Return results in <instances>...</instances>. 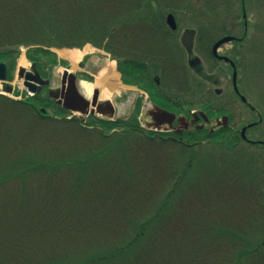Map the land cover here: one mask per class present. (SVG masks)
<instances>
[{
  "label": "rangeland",
  "instance_id": "rangeland-1",
  "mask_svg": "<svg viewBox=\"0 0 264 264\" xmlns=\"http://www.w3.org/2000/svg\"><path fill=\"white\" fill-rule=\"evenodd\" d=\"M204 1L206 0H155L156 3H161L159 7V10L161 11H159L154 17L164 23L165 15L168 11H173L175 14L178 29L177 32L173 34V37L180 48V52H182L184 56V77L186 66V74L188 75L189 80L197 83V86L195 85L197 88L196 91L200 95H203L205 100H207L200 105L195 101L197 104L194 105H198L200 109H203L210 114L211 117L228 113L231 115L230 124L234 128H240L250 121L257 120L258 117L255 112L248 110L239 99L235 100L231 95L230 88L228 87L229 81L226 79L227 67L224 64L212 61L207 55H204L202 56V69L200 72L190 68V66L185 63V50L181 47L180 35L184 29L201 28L206 23L205 19H211L213 25L208 28H210L209 31L213 33L215 32L214 34L220 35L225 31H231L232 34L241 36L244 32L242 2L241 0H210L211 5H214L217 9V12L214 14V12L207 10L205 6H203ZM244 3L248 21L247 36L242 43H227L225 47H227L226 51L231 50L237 57L240 67L239 86L241 91L262 114L261 123L256 127L251 128L247 132V135L252 139L264 140V0H244ZM10 30L12 31V28H10ZM210 36L211 35H209V38H212ZM83 47L84 49L81 48V50L91 52L89 55L90 58L99 62L103 69H106L107 66H111L112 61H115L111 58L109 52L98 48L91 43H86ZM197 47V44H195L194 51L199 53L197 52ZM18 50L19 51L15 57H11V55L8 59H4L5 55L0 57V61L7 63L10 68L9 76H11L9 77V84L13 86V92L8 93L0 84V92H5L6 94L4 93V97H9L8 99L24 103H26L25 101H29L34 105H31L32 110L27 108V111L19 109L10 112V110L0 108V222L3 221V214L8 215V218L6 217L7 221L3 222L11 224L9 227L4 225L5 236L9 234L10 241L12 239V226L15 216L24 212L20 209V197L19 201L14 199V197H17V193L20 194L19 190L16 195L13 196L14 189H16V186L22 188V191L28 189L25 184L29 183L31 180L32 182H30L28 186L30 187L31 185L34 187V190L36 189V194H39L40 189L44 186V184L40 183L51 180L53 182L50 184L54 188L57 177L68 176L77 190L74 192L70 186H67L69 181L64 179L61 187L65 191V194H63L64 202H67L68 204L72 203L68 197L69 194L72 197L78 196L79 198H82L86 190H91L94 192V195L97 194V191H101L108 199H111L112 196L120 190L119 194H122L123 200L119 201L118 205L121 209H116L117 212L112 211V213H110L111 216H115L116 213L119 212L118 218L109 222H106L105 219V221L98 219L94 224L100 226L98 227L99 229H96L98 236L94 241L102 242L105 238L111 240L115 237V232H120L123 227L126 228L125 225L127 224L130 225L125 235L129 236L131 234V223H137L135 218L136 215L139 216L140 211H142V214L140 215L143 216V210L137 202L138 195H149L150 200H155L150 209H152L154 205L155 207L153 209L161 206L166 200V196H168L167 200L169 202L167 204V209L169 210L170 207L179 205L177 201H179L181 205H184V209L185 207L187 208L186 210H188V212H186L188 214L201 213L199 211H206L207 208L210 211H208V222L205 227L210 232L213 225L217 226V223L221 222V217L214 214L219 207L223 205V203L217 202V199L221 198L227 203V198L223 195L225 192L223 193L222 191H224V184L226 185L228 182L222 184L223 182H221L222 180L220 179V176L223 179H226L228 176H240L238 183L251 187L247 188L245 193H239L240 196L234 201L236 203H231L232 201L228 202L227 204H231L233 207L228 210V207L226 206L227 209H223L222 213L227 214L228 211L227 215L230 217L227 219L228 224L231 223L234 226H241V223H246L243 228L246 227L248 229L247 232L249 233H246L248 240H252L254 245L258 243L260 245L263 244L264 236L256 233V230L252 227V225L255 224L254 222L256 219L251 217V220H249V216L246 222L240 217L243 214H251V207L252 210L257 211L253 202L257 196H264V183L261 184L260 180L261 176H264V174L256 173L255 182L253 183V177L248 174L246 169L251 162L249 157H253L260 167H264V148L260 146H252L244 143L243 145L238 146V148L234 147L232 149V147L220 146L215 143V139H212V141L197 146H182L162 142H160L162 144H159L155 142L153 147L152 145H147V147L145 144H142L138 146L140 147L138 148L135 146L131 147L128 145V142L121 141L107 149L106 155L102 157L100 156L101 159L95 161V163L91 164L94 161L91 162V160H89L86 165H83L80 171H78V167L72 170L73 168L64 165V167L54 173L45 172V168H39L40 171H34L32 174L23 173V168L29 163L44 164L42 162L47 160L54 161V159L57 160L58 157L63 156L67 152L69 154L72 153L75 157L80 156V158H82V154H87L84 150L88 146L90 147L89 152L99 149L97 148L98 146L94 145V143H96L94 142V139H98V136H93V141L91 136V140L88 142L89 144H87L81 135L76 134L77 130L75 128L73 131L66 128V123L68 121L51 117L57 116L52 102L50 106H47L41 101H33L31 95L25 90L22 81H18L16 77H13V72L18 65L27 66L31 62H35L37 66H42L44 69L48 66L50 74H57L59 73L58 69L65 66L63 64V57L69 53V50H65V48L50 47L49 50L55 53L54 56L43 51L31 50L28 46H20ZM22 57L23 61L21 62L20 59ZM114 66H116V61L114 62ZM136 71L138 70L136 69ZM136 71H132V75L136 76ZM214 77L220 79L217 85L209 80ZM83 79L92 83L95 81L94 78L83 77ZM108 80L110 79L108 78L106 81L107 86L109 85ZM52 85H55V78L52 80ZM215 87L222 88L223 93L221 95L216 94L214 92ZM136 89V80L131 82L127 79V101L123 105H117L115 118H118L121 114L128 113V108L131 106V99L136 94ZM194 95L195 94H192L191 96ZM42 106L46 108L47 111L45 114L49 116L43 120L36 117L38 116L39 108ZM16 114L19 116L18 119L15 118ZM131 116L134 117L135 114L132 113ZM75 123L78 124L79 122L75 121ZM81 124L89 130L96 128L109 134L112 132H134L131 127H129V123L125 125L120 123L119 126H110L108 123H103L101 120L93 119L92 117H89L86 122L80 121V125ZM79 133L83 134L82 132ZM17 135H21L20 139H17ZM89 135L91 134H88V136ZM131 136H133V134H129L127 137ZM216 136L217 135H215V137ZM205 138L206 135L202 133L199 134L198 137L196 136V139L202 140ZM132 139L133 141H136L134 136ZM106 143L107 142L102 144L106 145ZM62 152H64V154H62ZM16 172L20 174L14 176V173ZM24 176L30 177L25 180V178H23ZM48 176L54 177L50 179ZM78 176H85L84 185L79 186L77 183ZM129 176L131 177L129 178ZM139 176L146 177L140 178ZM148 176H152L154 180V182L151 181V183H153L151 187L148 185L150 182ZM154 176L159 177L154 179ZM164 176H172V178L170 181H167L164 179ZM178 176H184V178L177 182L176 178ZM131 178L133 179L132 182L130 181ZM21 179L24 180L22 181ZM134 179L137 180L139 184H134ZM133 187H137V190ZM205 196L212 197V199L204 205L202 199ZM24 199H30L32 201V203L31 201L29 202L32 209L26 211V216L29 214L30 217L31 214H34L37 211V209H34L36 207L35 196L33 199L32 196H25ZM199 203H201L200 206ZM98 205L103 211L110 207H114L110 200L105 199ZM61 206L62 205H60V207ZM128 206L132 208H128ZM83 207L85 206L82 205L79 207L77 205L75 209L79 211V209ZM197 207L199 209H197ZM46 208L48 209V206ZM46 208L43 212L48 211ZM92 208L93 207L90 204L89 210ZM240 209L244 211L240 212ZM64 210L70 215H73L76 211L68 210L65 207ZM86 211L87 210L84 209V213ZM263 212L264 211L262 210L261 213ZM93 214L94 213L92 212L91 215ZM144 215L146 216L145 213ZM46 216L47 215H45V217ZM11 217L12 219H10ZM128 217L131 222L128 221ZM42 219L44 221L47 220L44 218ZM260 220L259 224L263 225L264 228V218L260 217ZM183 224L184 221L179 226H182ZM125 228H123V231ZM1 229H3V224L1 225L0 223V230ZM53 239L55 240L53 243H56L57 236L53 235ZM66 239L69 241V244H75L72 247H68V249L73 252H80V258H84L86 255L89 256L94 253L105 252L103 246L94 248L97 242L94 245H91V247H93L91 250V248L86 249L85 247H82L84 243H81V237H78L77 239L74 237ZM218 243H220V241ZM78 246H80V248L82 247V249L76 251L75 249H78ZM38 250L39 249L35 247V253H37ZM46 250L49 255L45 257L48 259L63 253L59 245L51 246L50 241H47ZM255 257L256 259L248 258L250 263L254 261L253 264H255L256 261L259 260L261 264H264V262H261L264 259V247H260ZM69 258L71 260L73 259L70 254Z\"/></svg>",
  "mask_w": 264,
  "mask_h": 264
},
{
  "label": "trees",
  "instance_id": "trees-1",
  "mask_svg": "<svg viewBox=\"0 0 264 264\" xmlns=\"http://www.w3.org/2000/svg\"><path fill=\"white\" fill-rule=\"evenodd\" d=\"M160 5L161 3H156L155 0H0V57L2 55H5L4 59L10 58V55L15 57L20 46H28L31 50L43 51L54 56L55 53L49 50L50 47H81L84 43L91 42L110 52L112 57L118 60V68L123 72L125 79L134 82L138 72L141 69L143 72L145 71L142 58L146 60L156 55L179 54V51L173 48L169 52V49L158 41L163 36L160 31L166 28L162 21L154 17L161 11L159 10ZM203 6L207 10L217 12L210 0L204 1ZM161 59H166V57H161ZM163 63H165L164 66L169 65L170 61L167 58ZM132 71L137 72L136 76L132 75ZM23 103L0 95L1 109L10 110V112L19 109L32 110L31 104ZM36 117L41 118V120L46 118L39 114ZM15 118L18 119L19 116L16 114ZM65 121H68L66 128L71 131L75 128L76 134L81 135L87 144H89L91 136L92 141L94 137L98 136V139H94L96 142L94 145L98 146L99 150L89 152L90 147L88 146L84 150L87 154H82V158L80 156L75 157L72 153L64 154L62 152L64 155L58 157L57 160H47L42 162L44 164L29 163L23 168V173L32 174L42 168H45V172L54 173L64 165L73 168L72 170L78 167V171H80L89 160L94 161L91 164L95 163L101 159L100 156L106 155L107 149L121 141L128 142L131 147H138L142 144L153 147L155 142L162 144L160 143L161 140L157 138H144L136 132H112L109 134L96 128L89 130L82 124L80 125V121L77 119ZM75 121L79 123L77 124ZM120 122L122 121L107 123L110 126H115ZM103 123L105 122L103 121ZM88 134L91 135L88 136ZM129 134H133L136 141H133V136L127 137ZM20 136L17 135V139H20ZM214 139L233 142L238 138L235 133L230 132L217 134ZM105 142H107L106 145H103L102 143ZM249 159L251 162L246 169L248 174L253 177L254 183L256 173L264 174V167H260L253 157H249ZM18 174L20 173L16 172L14 176ZM28 177L30 176L23 178L27 180ZM48 177L51 179L54 176ZM139 177L144 178L146 176ZM148 177L150 180L148 185L151 187L153 185L151 181L154 182V180L152 176ZM158 177L154 176V179ZM239 177L228 176L223 179L220 176L222 184L228 182L226 185L224 184L225 187L222 186L224 189L222 192H225L223 195L226 196L227 203L230 201L236 203L234 201L240 196L239 193H245L246 189L251 187L241 182L239 184ZM84 178L85 176L77 177L79 186L84 185ZM171 178L172 176H164L167 181H170ZM183 178L184 176H178L177 182ZM64 179L69 181L67 186L76 192L74 183H71L72 180L68 176L57 177L54 188L50 184L53 182L51 180L40 183L44 186L40 189V193L38 191L39 194H36L34 187L28 186L32 180L25 184L28 189H24V191L16 186L13 196L19 190L20 194L17 193V197L14 199L19 201L20 197V209L24 212L15 216L11 241L9 234L5 236L4 230V225L9 227L11 224L3 222L7 221L8 215H2L3 221L0 222L1 225L3 224V229L0 230V264H249L248 258L256 259L257 251L260 247H264V241L261 245L259 243L254 245L252 240H248L246 236V233H249L247 232L248 229L243 228L246 223H241V226L228 224L227 219L230 218L227 215L228 211L227 214L222 213V211L227 209L226 206L228 210L233 206L221 198L217 199V202H221L223 205L214 213L221 217V222L217 223V226L213 225L209 232L205 227L208 222V211H210L207 208L206 211H199L201 213L188 214L187 208L184 209V205L177 201L179 205L172 206L169 210L167 209L168 196H166L164 203L156 209H153L154 205L152 210L150 207L155 200H150L149 195L137 196V202L143 210V216L140 215L142 211H140L139 216L136 215L137 223H131L132 232L129 236L125 235L130 225L127 224L125 225L126 228L123 227L125 228L124 231L122 228L120 232H115L116 235L111 240L105 238L102 242L94 241L98 236L96 229L100 227L94 225L95 222L98 219L109 222L118 218L119 212L115 216H111L110 213L112 211L117 212L116 209H121L118 202L123 200L122 194H119L120 190H118L111 199H108L101 191H97V194L94 195L91 190H86L82 198L72 197L69 194L68 197L72 203L68 204L64 202L63 194L65 191L61 187ZM260 180L263 184L264 176H261ZM130 181L132 182L133 179L131 178ZM136 183L138 181L134 179V184ZM133 188L137 190V187ZM25 196H32V199L35 196L36 207L34 209L37 211L30 217L29 214L26 216V211L32 209L29 204L31 200L24 199ZM207 197L202 199L204 205L212 199V197ZM104 199L110 200L114 207L101 210L102 208L98 204ZM90 204L93 207L91 210H89ZM60 205L62 206L60 207ZM77 205L85 207L78 211L75 209ZM200 205L201 203H199ZM253 205L257 211L252 210L251 207V214H243L240 217L246 222L249 216V220L251 217L255 218V224L252 227L256 233L264 236L263 225L259 224L260 217L264 218V212L261 213L262 210L264 211V196H257ZM64 207L76 211L70 215L64 210ZM45 208L48 210L47 212H43ZM128 208L132 207L128 206ZM84 209L87 210L85 213ZM197 209L199 208L197 207ZM90 211L94 214L91 215L92 212ZM241 211L244 210L240 209ZM45 215L47 216L45 217ZM42 218L47 220L44 221ZM128 221L131 222L129 217ZM183 221L184 224L179 226ZM53 235L57 236L56 243H53L55 242ZM65 237L68 239L81 237V243H84L82 247L91 248V250L93 249L91 245L97 242L94 248L103 246L105 252L80 258V252H73L68 249L75 244H69ZM47 241H50L51 246L59 245L63 253L50 259L46 258L45 256L49 255L46 250ZM219 241L220 243H218ZM35 247L39 249L37 253H35ZM82 247L78 246V249L75 250H81ZM69 254L73 257L72 260L69 258ZM257 262L259 260L255 264H261ZM261 262H264V259Z\"/></svg>",
  "mask_w": 264,
  "mask_h": 264
},
{
  "label": "flooded vegetation",
  "instance_id": "flooded-vegetation-1",
  "mask_svg": "<svg viewBox=\"0 0 264 264\" xmlns=\"http://www.w3.org/2000/svg\"><path fill=\"white\" fill-rule=\"evenodd\" d=\"M175 16V14H173ZM175 18V17H174ZM211 19H205V24L201 28H193L195 29V34L193 37V51L189 52L185 50V63L189 64V60L192 57H198L199 63L196 67H190L193 70L200 72L202 69V56L207 55L212 61L224 64L227 67L226 79L229 81L228 87L230 88L231 95L235 100L239 99L242 102L240 95L245 94L241 91L239 86L240 81V67L237 61L236 55L231 51H226L227 47L225 44L221 45L217 49V54L220 56H226L230 58L236 69H237V77L235 79L232 76L233 69L229 61L220 59L218 56L213 54L212 46L213 44L223 35H234L232 32L228 31L223 34H214L209 31L213 25ZM177 28L174 30L164 29L160 31L163 33L162 38H159L158 41L164 44L169 49V52L173 49L177 48V43L175 38L173 37L174 33L177 32L178 24L175 19ZM184 29L181 35L185 32ZM214 34V35H212ZM180 35V39H181ZM209 35H211L209 38ZM236 36V35H234ZM237 37V36H236ZM238 41V40H235ZM234 41V43H236ZM233 43V42H232ZM195 44H197V52L194 51ZM162 46V48H164ZM179 47V46H178ZM170 55V56H169ZM168 56H151L149 59L142 58L143 69L138 72L137 75V89L136 94L131 99V106L128 108L127 114H121L118 119H122L125 121L130 118L132 113L135 114L134 121L131 123V129L134 130L137 134L143 136L144 138L152 139L158 138L163 143L177 144L182 146H197L209 141H212V138L216 134H228L230 132L235 133L237 136V140L233 142H223V141H215L216 144L220 146L238 148V146L245 144L251 145L252 143L260 140V139H252L247 135V132L257 125H253L252 127H248L245 131L247 135V139H243L241 136V128L249 123L254 121H250L240 128H234L230 124L231 115L221 114L215 117H211L210 114L205 112L203 109H200L198 105L202 102H206L203 95H200L196 90V82L190 81L188 78L187 67L185 66V77H184V56L183 55H174L170 53ZM161 57H166L170 61L169 65H165L163 63L166 59H161ZM64 65L62 69L59 71V74L51 73L49 67L42 68V66H37L39 72L44 78H55V85L52 86L47 84L46 86H42L38 93L32 95L35 100L40 97L41 102L51 105V102L54 104L58 114L64 115L70 110L67 109L64 104H67L70 107L77 106V102L66 99V93L68 92L67 86L70 81L74 79L76 83L78 80L85 78H95L96 73L101 68L99 62H96L90 58L89 55L84 54L82 58L78 59L75 62H72L70 58H63ZM48 65V64H47ZM61 66V64H60ZM7 68V66H6ZM158 69V70H157ZM29 70V67H25V70L22 71L23 75ZM73 73L75 76L72 77L69 73ZM7 81L3 82L2 87L6 88L9 82V73L6 70ZM16 75L14 70L13 76ZM215 85L219 83L218 78H210ZM121 81V75L119 78H116L115 84H117L118 89H113L111 101L113 102V111L117 112L118 104H125L127 101V90L119 86ZM194 84V85H193ZM196 85V86H195ZM54 89V93L58 96L57 100L48 97V92L51 89ZM67 88V90H66ZM220 89V91H217ZM214 92L218 95L223 93L222 88L215 87ZM42 93L41 97L39 94ZM45 94V95H44ZM195 94L194 96H191ZM246 97V96H245ZM247 98V97H246ZM109 99V100H110ZM34 100V99H33ZM59 100V101H58ZM248 100V99H247ZM98 101H102V99H98ZM199 103L198 105L195 103ZM250 103V102H249ZM242 104L247 107L248 110L254 112L252 105L242 102ZM159 109L172 113V115L167 114L166 112H160ZM101 110L108 114L109 109L107 107H102ZM106 120H110L105 118ZM205 134V139H196L199 134Z\"/></svg>",
  "mask_w": 264,
  "mask_h": 264
},
{
  "label": "water",
  "instance_id": "water-1",
  "mask_svg": "<svg viewBox=\"0 0 264 264\" xmlns=\"http://www.w3.org/2000/svg\"><path fill=\"white\" fill-rule=\"evenodd\" d=\"M243 18L245 19V29H246L247 20H246V13H245L244 6H243ZM166 22L171 29L176 28V22L174 19V15L172 13L167 14ZM194 33H195L194 30L187 29V30H185V32L182 35V43L187 48V50H189V51H191V48L193 45ZM234 39H235V37L229 36V35L220 38L218 41H216L214 43V45L212 47L213 54L218 56L217 52H216L218 46L223 44V43L232 41ZM218 57L220 59H224V60L229 61L231 63V65L233 66V78H234V84H235L237 72H236V68L234 66V63L229 58H227L225 56H218ZM189 63L191 66H196L199 63V59L197 57L192 58V59H190ZM19 68H20L21 72H19L18 76H19V78H21L23 76L22 71L24 70V68L23 67H19ZM71 76L73 77V74H71ZM23 77H24V81H23L24 86L27 87V89L31 92L38 91L39 87H40L39 85H44L46 83V81L42 80L37 68L35 67V63H32V71L26 72ZM5 79H6V66L3 62H0V81H3ZM235 87H236V84H235ZM67 88H68V92L66 93V95H67L66 98L68 97L67 99H73V100L75 99L76 101H78L77 106L70 107V106L66 105L67 107L75 109L76 111H79L83 115H88L89 113H91V114H104V112L101 110L102 107H107L109 109L110 113L113 112V107H112V104L110 101H103L100 103L97 102L98 90H95L93 92L92 98H91V100H89V99L85 98L79 92V90L77 89V87L75 85V79L71 80L70 87L68 85ZM67 88H66V90H67ZM11 90H12V87L8 85L6 87V91L10 92ZM217 91H220V90H217ZM49 95L54 97V98L58 97L54 93V91L49 92ZM241 99L243 101L247 102V100L245 99L244 96H241ZM89 107H91V108H89ZM159 110H160V112H166V111L161 110V109H159ZM41 111L44 112L45 109L42 108ZM166 113L172 115L169 112H166ZM109 116H111V115H109ZM252 125H254V123H251L247 126H244L240 130L241 136L243 139H247V137L245 135V131L248 127H250ZM257 143H262L264 145L263 141H258Z\"/></svg>",
  "mask_w": 264,
  "mask_h": 264
},
{
  "label": "bare ground",
  "instance_id": "bare-ground-1",
  "mask_svg": "<svg viewBox=\"0 0 264 264\" xmlns=\"http://www.w3.org/2000/svg\"><path fill=\"white\" fill-rule=\"evenodd\" d=\"M82 52L79 51H75L72 50L70 51V57L73 59V61H75L76 59H78L81 56ZM21 62L23 61V57L20 59ZM113 64V62H112ZM112 72V65L111 66H107L106 69H102L99 74L96 76L95 78V82L91 83L88 81H83L81 82V88L83 90V92L86 95H90L92 92L93 87L95 86H99L100 88V94L99 97L100 98H109L112 96V92L110 91L109 87L107 86V79L109 78V74H111Z\"/></svg>",
  "mask_w": 264,
  "mask_h": 264
}]
</instances>
